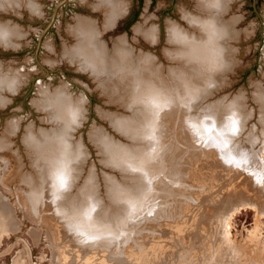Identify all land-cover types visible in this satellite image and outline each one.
Here are the masks:
<instances>
[{"label":"rangeland","instance_id":"rangeland-1","mask_svg":"<svg viewBox=\"0 0 264 264\" xmlns=\"http://www.w3.org/2000/svg\"><path fill=\"white\" fill-rule=\"evenodd\" d=\"M61 1L0 0V196L19 226L0 264H264V0H225L221 65L187 70L167 31L199 0H120L109 27L97 0ZM80 19L164 72L151 97L80 66Z\"/></svg>","mask_w":264,"mask_h":264},{"label":"bare ground","instance_id":"bare-ground-1","mask_svg":"<svg viewBox=\"0 0 264 264\" xmlns=\"http://www.w3.org/2000/svg\"><path fill=\"white\" fill-rule=\"evenodd\" d=\"M225 3V0H199L196 13L189 12L183 15L189 25V31L180 30V28L172 25L168 26V38H170L169 43H172V47L166 51L167 54L165 55H168L167 57L170 60L179 62L178 64H184L186 70V64L190 61L193 63L197 62L198 64H206L210 66V69H217L221 65L223 53H227V49L223 47L226 45L222 43L224 42L223 39L231 32V24L220 20L222 7ZM100 4L104 5L105 12L107 13L104 25L105 27H109L114 24L115 17L119 15L120 11H123H118L119 8H122L121 2L120 0H97V3H94V7L97 8ZM0 6H3V4H0ZM73 29L75 30L74 35L77 41L73 46L72 53H70L76 60L80 61L79 64L83 66V69L93 70L94 77L97 73H108L110 89L116 88V90H119L124 86L123 83L134 82L131 79H135L137 82L145 83L143 85L144 89L140 90L145 94L144 96L149 98L154 94L153 91L150 92L152 82L164 72L161 70L163 72L161 74V72L157 71L152 59L148 56H143L144 54L141 57L138 55L134 58L131 48L127 47L126 42H124L121 36L116 39L111 48L108 47L99 37L100 32L97 27L87 19L78 20L76 25L73 26ZM133 31L136 34H142L150 42H155L154 38L156 39V36H154V31L151 30V27L146 29L139 24L133 28ZM7 33V30L3 29L0 25V42L6 40L10 42V36ZM184 65L182 66L184 67ZM152 73L155 75L152 76ZM0 78V82L2 83L0 87H11L13 85L12 82L14 80H9V83L6 85L4 84V80L7 77ZM149 93L150 96H148ZM40 101L61 111L69 124L72 118H76L79 107L70 106V101H63L58 95H46ZM67 106H70V108ZM74 121L70 125L75 124ZM62 173L64 174V168Z\"/></svg>","mask_w":264,"mask_h":264},{"label":"crops","instance_id":"crops-1","mask_svg":"<svg viewBox=\"0 0 264 264\" xmlns=\"http://www.w3.org/2000/svg\"><path fill=\"white\" fill-rule=\"evenodd\" d=\"M10 213V208L6 199L3 196H0V244L4 236H10L15 230H17L12 229V227L10 228V226H17L19 229L16 220L13 219V217H8Z\"/></svg>","mask_w":264,"mask_h":264},{"label":"water","instance_id":"water-1","mask_svg":"<svg viewBox=\"0 0 264 264\" xmlns=\"http://www.w3.org/2000/svg\"><path fill=\"white\" fill-rule=\"evenodd\" d=\"M65 2H67V0H63V1H61V2H58L56 5H55V10L59 7V6H61L62 4H64ZM120 16H122V15H120ZM135 26V25H134ZM134 26H133V28H134Z\"/></svg>","mask_w":264,"mask_h":264},{"label":"trees","instance_id":"trees-1","mask_svg":"<svg viewBox=\"0 0 264 264\" xmlns=\"http://www.w3.org/2000/svg\"><path fill=\"white\" fill-rule=\"evenodd\" d=\"M137 19V14H135L134 16H133V21H135Z\"/></svg>","mask_w":264,"mask_h":264}]
</instances>
